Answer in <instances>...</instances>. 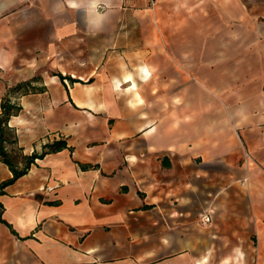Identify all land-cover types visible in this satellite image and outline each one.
I'll return each instance as SVG.
<instances>
[{
    "label": "crops",
    "instance_id": "obj_1",
    "mask_svg": "<svg viewBox=\"0 0 264 264\" xmlns=\"http://www.w3.org/2000/svg\"><path fill=\"white\" fill-rule=\"evenodd\" d=\"M53 3L0 4L18 72L41 69L45 85L11 97L17 144L32 154L68 143L0 195L38 263L264 264V68L250 107L212 111L210 76L187 78L189 48L164 43L156 5L115 0L91 34ZM4 165L0 183L12 176Z\"/></svg>",
    "mask_w": 264,
    "mask_h": 264
},
{
    "label": "rangeland",
    "instance_id": "obj_2",
    "mask_svg": "<svg viewBox=\"0 0 264 264\" xmlns=\"http://www.w3.org/2000/svg\"><path fill=\"white\" fill-rule=\"evenodd\" d=\"M2 3L5 9L11 6V0H0ZM155 8L163 17V32L170 36L164 42L168 48H189L193 71L185 73L187 78L199 82L203 73L210 76L212 111L221 107L232 112L235 105L245 102L250 107L253 93L259 92L250 77L264 68V0H158ZM1 26L0 111L2 97L35 92L42 79L41 69L34 74L18 72L12 41L1 34ZM28 80H33L35 87L26 86ZM16 134L14 128H7L5 145L23 168L27 154L17 144ZM0 264H39L24 242L1 221Z\"/></svg>",
    "mask_w": 264,
    "mask_h": 264
},
{
    "label": "trees",
    "instance_id": "obj_3",
    "mask_svg": "<svg viewBox=\"0 0 264 264\" xmlns=\"http://www.w3.org/2000/svg\"><path fill=\"white\" fill-rule=\"evenodd\" d=\"M58 74L62 78H64L63 74H61V73H58ZM71 79H72V81L75 80L73 78H71ZM40 85L41 86L38 87L37 91H44L45 85H43V84H40ZM26 86L35 87V84H33V80H28L26 82ZM11 97L10 96L9 97L8 96L2 97V102H1L2 111L0 113V160L9 166L10 170L12 171V176L7 178V179H4L0 183V195L6 193L4 189L8 185L14 183L21 176L28 173L31 165L34 162H36L37 158H43L46 155V153H48V152L58 151V150H61L65 147H68V143L65 139H57V140H54L53 142H47L44 144L42 152L34 151L32 154L25 155V165L23 168H20L17 165V163L14 161V159L12 158L10 152L7 150L6 145H5L6 129L12 128L9 125V120H10L12 115L17 114L21 109V105L17 104V102H15V101H13ZM4 208H5L4 204L0 200V221L2 223L6 224L10 228L12 233L19 236L18 231L14 228L13 224L3 217ZM19 237L24 239V237H21V236H19Z\"/></svg>",
    "mask_w": 264,
    "mask_h": 264
},
{
    "label": "clouds",
    "instance_id": "obj_4",
    "mask_svg": "<svg viewBox=\"0 0 264 264\" xmlns=\"http://www.w3.org/2000/svg\"><path fill=\"white\" fill-rule=\"evenodd\" d=\"M52 7L63 15L69 10L81 14L85 30L91 34H98L111 23L114 14L115 0H54ZM140 71L141 79H147L151 71L147 65ZM117 88L119 85H116Z\"/></svg>",
    "mask_w": 264,
    "mask_h": 264
},
{
    "label": "built area",
    "instance_id": "obj_5",
    "mask_svg": "<svg viewBox=\"0 0 264 264\" xmlns=\"http://www.w3.org/2000/svg\"><path fill=\"white\" fill-rule=\"evenodd\" d=\"M150 1V5L152 7H154L156 5V0H149ZM247 155H249V152H246ZM212 217L209 213L203 214L201 216V220L203 223H209L211 221Z\"/></svg>",
    "mask_w": 264,
    "mask_h": 264
}]
</instances>
